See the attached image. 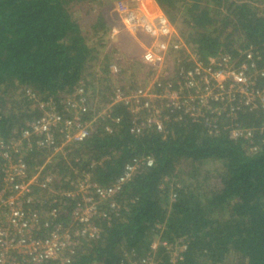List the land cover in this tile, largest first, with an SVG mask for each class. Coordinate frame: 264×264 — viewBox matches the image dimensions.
<instances>
[{"label": "trees", "instance_id": "trees-1", "mask_svg": "<svg viewBox=\"0 0 264 264\" xmlns=\"http://www.w3.org/2000/svg\"><path fill=\"white\" fill-rule=\"evenodd\" d=\"M154 1L175 27L165 58L168 76H157L164 79L162 90L147 88L155 65L121 51L122 42L108 45L118 22L103 8L82 28L76 15L105 0H0V141H18L22 148L15 155L23 156L29 171L42 167L54 175L51 193L33 186L30 205L40 219L56 217L50 228L61 223L72 231L67 264H129L127 254L139 258L151 251L157 264H173L164 247H153L158 239L186 243L177 264H264L263 108L240 111L233 122L222 119L219 131L210 132L162 101L157 106L165 129L138 135L130 131L127 106L117 103L110 117L93 122L86 139L66 144L61 153L22 137L25 123L44 113L41 102L66 113L62 102L79 88L89 108L82 119L91 122L117 89H180V69L195 58L205 63L228 55L238 66L250 50L255 69L264 68V0ZM127 39L135 42L130 34ZM232 123L254 133L234 139ZM145 156L152 165L137 169L113 197L122 208L93 220L99 236L74 235L76 200L56 193L69 194L86 177L91 190L108 188L128 163ZM208 162L214 164L205 168ZM44 230L36 235L45 236Z\"/></svg>", "mask_w": 264, "mask_h": 264}, {"label": "built area", "instance_id": "built-area-1", "mask_svg": "<svg viewBox=\"0 0 264 264\" xmlns=\"http://www.w3.org/2000/svg\"><path fill=\"white\" fill-rule=\"evenodd\" d=\"M152 2L155 4L154 0ZM121 13L120 20L118 18L115 21L118 24L113 25L109 32V40L114 41L120 34V28L123 29L121 32H127L137 40L136 31L132 30H136L142 22L141 28L149 35V39L147 38V42L137 40L141 50L140 58L158 68L156 76L152 77L147 88L152 85L162 90L164 79L157 76H168L164 68L169 43L173 41L175 33L173 25L161 9L148 21L142 20L138 7L123 8ZM178 45L180 44L175 47ZM246 57L238 66L234 65L228 55L213 57L205 63L195 58L190 68L180 69L183 72L181 88L168 89L162 94L145 88H138L129 93L117 89L109 104L104 105L91 122L82 119L89 108L86 105V97L83 96V88H79L77 93L62 102L66 113L54 109L51 101V105L41 102L40 107L44 113L25 123L22 137L27 141L33 138L38 147H46L53 154L61 153L66 144L86 139L93 122L97 118L110 117L112 107L117 103L126 105L130 112L131 133L140 135L149 129L163 130L165 126L161 117L162 108L157 106L162 101H166V106L179 111L180 115L188 116V119L195 122H202L210 132H218L222 119L232 118L233 122L240 111L264 109V68L255 69L250 50L247 51ZM113 70H116V66H113ZM224 112L230 117L223 116ZM229 129L227 128L229 136L234 139L250 138L254 133L252 128L239 127L234 123ZM12 142L13 144H6L0 141V264H50L57 260L59 264H67L70 261L69 256L71 257L68 250H71L72 231L61 223L50 228L56 217L52 220L40 219L31 211L30 205L33 186H40L41 191L47 190V194L51 193L50 183L54 175L43 172L42 167L36 173L29 171L23 156L15 155L22 147L18 146V142ZM152 163L151 156L140 157L135 162L128 163L123 174L108 188L96 187L91 190L89 177H86L75 184V190L67 195L61 190L56 191V195L76 200L72 211L75 221L74 235L98 237L99 228L94 225L93 220L97 217L110 218V212L119 211L122 207L113 197L137 169ZM93 192H96V195ZM78 195L81 196L79 199ZM55 212L53 210L54 214ZM42 228L47 229L43 233L45 236L36 235ZM182 242L184 241L181 239L175 242L158 239L152 245L154 248L158 245L164 247L173 264H177L187 246ZM152 252L154 251L139 258L127 254L126 258L129 264H157Z\"/></svg>", "mask_w": 264, "mask_h": 264}, {"label": "rangeland", "instance_id": "rangeland-1", "mask_svg": "<svg viewBox=\"0 0 264 264\" xmlns=\"http://www.w3.org/2000/svg\"><path fill=\"white\" fill-rule=\"evenodd\" d=\"M153 1V0H152ZM151 0H105V3L103 5L99 4L97 7H94L91 9L92 11H85V13L77 14L76 16L80 17L81 22H82V28L86 29L89 28L91 23L95 21V19L98 17L100 10L103 8L104 12L103 14L108 17V19L112 18L113 20H120L121 17V10L126 7H138L141 18L143 21H148L151 19L154 14H157L160 11V7L155 3L153 4ZM121 6V9H120ZM118 24V23H117ZM115 24V25H117ZM113 26V25H112ZM139 27L136 30L135 35H137V40L141 42H147L149 39V35L141 28L142 27V22L138 25ZM174 27V26H173ZM121 31L123 30L120 28ZM175 30V27H174ZM120 34L114 39V41H110L109 38H107V41L109 42L108 45H114L115 43L122 42L121 46V51H126L128 53H131L132 55H139L141 50L139 49L140 45L139 42L134 38L135 42H130L127 39V36L129 33L127 32H121ZM148 39H147V38ZM97 85V83L95 84ZM101 86V83L100 85ZM48 104L49 101H48ZM51 105V104H50ZM14 140V139H13ZM12 140V141H13ZM10 142L13 144V142ZM18 142V141H17ZM20 143V139H19ZM213 162H208L204 165L205 168L212 167ZM232 262V258L230 259Z\"/></svg>", "mask_w": 264, "mask_h": 264}, {"label": "crops", "instance_id": "crops-1", "mask_svg": "<svg viewBox=\"0 0 264 264\" xmlns=\"http://www.w3.org/2000/svg\"><path fill=\"white\" fill-rule=\"evenodd\" d=\"M156 3V2H155ZM147 38V37H146Z\"/></svg>", "mask_w": 264, "mask_h": 264}]
</instances>
